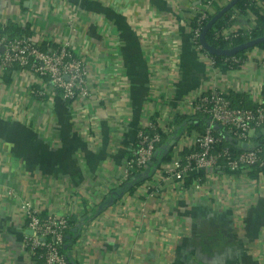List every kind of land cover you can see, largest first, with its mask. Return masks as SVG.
I'll return each mask as SVG.
<instances>
[{
    "label": "crops",
    "instance_id": "1",
    "mask_svg": "<svg viewBox=\"0 0 264 264\" xmlns=\"http://www.w3.org/2000/svg\"><path fill=\"white\" fill-rule=\"evenodd\" d=\"M206 1L230 2L0 0L9 32L69 42L90 93L42 100L29 71L0 68V264H36L23 248L28 232L16 200L42 215L79 217L73 264H264V172L234 188L223 171L213 175V198L158 177L146 193L150 177L134 195L100 203L123 180L150 117L184 111L211 88L249 101L264 88V49L230 70L194 51L189 20ZM253 19L237 16L232 27L248 29Z\"/></svg>",
    "mask_w": 264,
    "mask_h": 264
},
{
    "label": "built area",
    "instance_id": "2",
    "mask_svg": "<svg viewBox=\"0 0 264 264\" xmlns=\"http://www.w3.org/2000/svg\"><path fill=\"white\" fill-rule=\"evenodd\" d=\"M211 2L206 1L202 9L195 11L198 15L197 24L194 28L189 27V30L194 51L215 68L214 61L200 43L201 26L210 15L208 8ZM4 29L0 21L2 70L18 67L17 71H29L36 79L35 95L42 100L49 98V94L55 92L64 100L71 102L90 98L86 65L83 58L73 51L69 42L55 43L50 39L37 42L31 34L10 38ZM248 29L244 30L248 31ZM238 30L231 27L217 36L227 41L238 36ZM244 61L245 59L240 60L231 56L225 60V63L230 70L239 68ZM233 65L238 67L234 68ZM251 96L250 101L253 103L251 109L234 107L223 91L211 88L190 97L184 103V111L153 115L148 119L146 126L138 131L136 145L125 164L123 180L131 176L136 169L145 167L150 162L155 163L157 147L162 141V136H169L172 132L170 124L176 113L187 116L205 115L209 118L210 124L202 134L183 133L171 137L169 143L174 141L172 145L174 157L171 162L162 164L153 172L150 179L152 181H149L145 187L146 193L153 189L151 187L153 178L158 177L162 181L172 180L181 191L191 190L213 198L211 192L206 190L207 181L213 175L223 171L226 173V184L234 188L236 184L242 182L241 178L244 180L248 178L252 170L264 172V142L257 144L253 139L264 128V100L261 91H256ZM213 129H221L223 135L215 136ZM188 141L190 142L187 143ZM222 142L235 144L240 151L233 152ZM243 144H249L251 147L245 149ZM183 149L190 152L181 155ZM194 174L203 175L204 181L201 182L199 177L193 180L190 186L184 187L183 180ZM16 202L25 220V228L30 233L23 240V248L27 256L32 261L40 259L41 264H67L61 248L64 245L65 235L70 229L68 219L71 215L59 216L53 213L42 215L26 201L16 200Z\"/></svg>",
    "mask_w": 264,
    "mask_h": 264
},
{
    "label": "trees",
    "instance_id": "3",
    "mask_svg": "<svg viewBox=\"0 0 264 264\" xmlns=\"http://www.w3.org/2000/svg\"><path fill=\"white\" fill-rule=\"evenodd\" d=\"M233 0H230V2ZM258 2H262V0H237L235 4L228 9L226 12L221 14L217 20L209 27L207 30L204 31V41L213 50L217 51L216 53H207L208 56L214 61L215 67H223L227 69V63H225V60L229 57L233 56L240 60H244L246 58L247 53H249L252 50L264 49V41L258 42L250 47L244 48V45H246L249 42L259 40L261 38H264V6L261 7V4ZM211 5L215 11L213 15H209L207 21L201 26V33L203 32L206 24L220 11L223 10L225 5H221L218 2H211ZM264 5V3H263ZM250 14L253 16V24L251 27H249L248 31H245L244 29H239L238 33L239 35L230 39V40H224L221 36H217L219 33L223 32L224 30L230 29L236 22L237 16H242ZM198 15L194 14L193 17L189 20V27H196V21H197ZM9 28L6 27L4 29V32L9 35L10 38L21 36V35H27L28 33H25V31L17 30L16 32H9ZM241 33V34H240ZM226 51H231L232 55L226 56ZM206 52V51H205ZM225 66V67H224ZM234 68H237V65H233ZM18 67H13L10 69H5V73L7 75H10L12 72L17 71ZM6 80H8V77H5ZM263 100H264V88L261 91ZM225 97L231 101L232 106L234 107H240V108H247L251 109L253 107L252 104H250V101L247 99L246 96L242 94H236V95H225ZM209 118L205 115H195V116H187L183 114L176 113L171 121L170 127L172 129V132L169 136H162V141L158 145L156 150V161L153 163L152 166H145L139 169H136L133 171L131 176L124 179L120 184H118L117 187L110 189L109 192L102 197L100 203L101 206H105L107 203L114 202L118 199H120L124 194H127L128 196L134 195L137 187H139L141 184H143L146 180H148L153 172L158 169L162 164L171 162L172 158L174 157V146H171L170 149H162L163 146L168 145L170 139L172 136H179L183 133L185 134H191V132H196L197 134H202L205 129L209 126ZM213 134L215 136H221L223 135V132L221 129H213ZM257 144L263 143L264 138H258L255 140ZM223 143V142H222ZM224 145L229 146L230 150L233 152L240 151V148L236 147L235 144H228L223 143ZM222 145H219L221 147ZM190 150L183 149L180 154L184 155L186 153H189ZM262 171L260 170H252L248 175L251 178H257ZM201 177V182L204 181L203 175L200 174H194L191 176H187L184 180V187H188L191 185L193 180L198 179ZM86 214H83L82 216H85ZM68 223L70 226V229L67 231L65 238H64V245L61 248V252L63 256L65 257V260L67 264H73L71 259V250L72 246L75 243L77 239V233H71L70 230L77 226L79 223V217L71 216L68 219ZM70 236L69 240H66V237ZM36 264H39L41 262L40 259L34 260Z\"/></svg>",
    "mask_w": 264,
    "mask_h": 264
},
{
    "label": "water",
    "instance_id": "4",
    "mask_svg": "<svg viewBox=\"0 0 264 264\" xmlns=\"http://www.w3.org/2000/svg\"><path fill=\"white\" fill-rule=\"evenodd\" d=\"M236 1H237V0H233V1L229 2L227 5H225V7L223 8L222 11H220L217 15L215 14V16H214V17H213V18H212V19L206 24V26H205L203 32L201 33V36H200V43H201L202 47L204 48V50H206L208 53H216L217 51L213 50L212 48H210L209 46H207V44L205 43V41H204V34H203L204 31L207 30L209 27H211V25L215 22V20H217L218 17H219L221 14H223V13L226 12L228 9H230V8L235 4ZM262 41H264V38H261V39L256 40V41L249 42V43H247L246 45H244V48L250 47V46H252V45H254V44L258 43V42H262ZM223 54H225L226 56H230V55H232L231 51H226V52L223 53ZM213 127L217 128L216 125H213ZM261 137L264 138V128L261 129L260 132L257 133V135L254 136L253 139H254V140H257L258 138H261ZM173 144H174V141H171V142L169 143L168 146H163L162 149H165V150H166V149H169ZM250 147H251V145H249V144H243V148H245V149L250 148ZM152 165H153V162L148 163V166H152ZM70 232H71V233H77V232H78V228H77V227L72 228V229L70 230ZM28 234H30V233L28 232ZM69 239H70V236H67V237H66V240H69Z\"/></svg>",
    "mask_w": 264,
    "mask_h": 264
}]
</instances>
